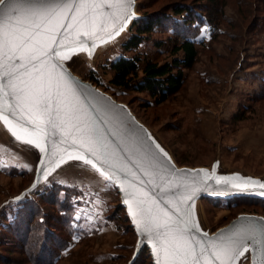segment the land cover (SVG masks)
I'll return each mask as SVG.
<instances>
[{"label": "rangeland", "instance_id": "obj_1", "mask_svg": "<svg viewBox=\"0 0 264 264\" xmlns=\"http://www.w3.org/2000/svg\"><path fill=\"white\" fill-rule=\"evenodd\" d=\"M177 3L204 11L214 4L220 11L222 5L219 0H134L123 26L102 39L84 41L83 50L69 52L65 47L70 59L61 62L124 105L177 168L198 171L203 182L224 190H255L238 197L264 198L259 186L264 183V0H227L217 32L205 21L192 30L196 62L184 71L181 90L167 102L158 105L146 93L110 84V66L120 57L144 59L158 53L159 62L170 61L169 37L175 38L172 8ZM163 13L170 17L166 25L155 27L137 48L124 50L138 20ZM46 154L17 141L0 120V264H37L41 242L43 249L51 250L67 235L62 211L48 197L52 192L63 200L66 188L79 192L63 210L73 235L53 264H153L148 249L138 248L139 238L113 182L91 164L69 159L84 155L93 161L85 150L71 146L50 163ZM249 180L252 183L246 184ZM232 198H198L182 219L210 235L240 215L264 218L257 205L235 207ZM236 264H251L250 249Z\"/></svg>", "mask_w": 264, "mask_h": 264}, {"label": "snow or ice", "instance_id": "obj_2", "mask_svg": "<svg viewBox=\"0 0 264 264\" xmlns=\"http://www.w3.org/2000/svg\"><path fill=\"white\" fill-rule=\"evenodd\" d=\"M72 8H75L71 19L76 22V39L67 46L69 52H75L77 48L83 50L81 36L94 41L98 33L107 31L105 16L112 20L113 27L130 17L129 0H102L100 3L82 0L79 4H70L67 0H0V120L17 141L34 145L42 153L47 152L49 136L58 132L64 142L71 141V145L84 148L100 164L111 167L115 153L110 151L102 129L84 111L74 87L76 82L65 73L63 64L56 63L57 59H70L64 51L63 39L57 43V35L59 28L65 27V9ZM73 28L74 24L69 23L65 31ZM53 44H56L55 48ZM137 150L143 152L140 158L129 153L125 155L141 168L143 175L149 177L145 183L153 184L155 173L150 169L155 165L151 153L147 148ZM69 159L83 160L105 179H112L111 174L84 155H69ZM146 163L149 167L144 166ZM119 170L124 172L127 182H135L134 187L140 183L126 166ZM259 186L264 188V183ZM138 191L144 199L133 191L125 202L140 234L152 243L157 264H160V253H163L165 264H202V261L209 264L206 257L209 252L219 264H236L249 252L246 242L256 239L251 230L242 228L227 238L222 235L216 240L197 241L188 221L176 218L179 216L178 205L171 212L164 211L143 189ZM160 191L172 189L160 186ZM145 203H149L148 208L143 207ZM152 206H156L155 213Z\"/></svg>", "mask_w": 264, "mask_h": 264}, {"label": "water", "instance_id": "obj_3", "mask_svg": "<svg viewBox=\"0 0 264 264\" xmlns=\"http://www.w3.org/2000/svg\"><path fill=\"white\" fill-rule=\"evenodd\" d=\"M70 4H79L82 0H67ZM89 2L100 3L102 0H89ZM130 8L129 12L131 14L132 7L134 5V0H129ZM105 12L109 11L104 9ZM112 11H116L113 9ZM75 13V8L65 9V15L67 19L63 20L65 27L59 28V34L57 35V43L63 39L65 47L71 44V41L76 39L75 25L76 22L72 21V16ZM104 26L107 31L98 33L94 40L102 39L115 31H117L121 26L125 24L124 20L119 21L113 27L112 20L107 16L104 18ZM128 19V18H127ZM73 23L74 28L65 31L67 24ZM81 40L85 42H92V39H85L80 37ZM56 44H53V48ZM16 63H20L16 61ZM56 63L63 64L57 59ZM64 65V64H63ZM59 71V70H57ZM65 73L71 75L72 80L76 82L75 88L77 95L80 97V101L84 111L90 116L94 122H96L97 127L102 129V132L108 141L109 148L111 152L115 153V160H112V166L107 164H100L96 157L89 155V157L98 164L106 173L112 175L111 181L113 182L117 192L120 196L121 204L125 207L127 216L139 238L138 248L141 249L146 247L152 259L153 264H157V256L154 254L152 243L145 237L142 236L138 230L137 224L133 221L132 215L129 214V205L125 201L129 199L128 194L137 191L138 197L144 199L145 197L139 194V189H143L147 195L156 200L159 209L171 212L175 209L177 205L179 206V216L177 219L183 218L187 212V208L191 202L201 197H215V198H225L230 196L248 195L255 190L251 189H232L224 190L215 187L211 182H203L200 178L198 171H189L187 169L177 168L168 158L162 155L153 145L150 140L145 128L134 118L130 111L124 106L114 100H112L108 95L99 91L91 83L81 80L79 77L73 75L69 69L64 65ZM56 131V130H53ZM71 146V141L64 142L63 137L57 132L55 136H49V142L46 145L47 154L45 161L50 163L53 161L60 153L65 151ZM138 148H147L152 156V164L155 165L150 171L155 173L154 183L146 184L145 181L149 177L142 174V170L137 164L129 159L126 153H129L134 158H140L143 156L142 151H138ZM84 149V148H83ZM85 150V149H84ZM111 159V158H109ZM122 166H126L127 170L135 173L136 179L140 182L133 186V183H129L124 179V172L119 169ZM145 167H149L146 163ZM163 178V179H161ZM131 179V177H129ZM160 186L165 189L171 188L172 191L161 192ZM123 188V190H122ZM190 197V199H189ZM167 200L169 203H165ZM135 207V205H133ZM143 207L148 208L149 203H145ZM153 212H156V206H152ZM175 215V214H174ZM246 228L251 230L255 235L256 239L248 241L250 249V260L251 264H264V218L257 215H240L231 220L226 226L220 228L216 232L207 235L200 233L196 230L192 231V235L197 237V241H211L216 240L220 236L227 238L232 234V232ZM206 257L209 264H219L214 257L210 256V252L206 253ZM160 264H165L163 253H160ZM203 264V261H202Z\"/></svg>", "mask_w": 264, "mask_h": 264}, {"label": "trees", "instance_id": "obj_4", "mask_svg": "<svg viewBox=\"0 0 264 264\" xmlns=\"http://www.w3.org/2000/svg\"><path fill=\"white\" fill-rule=\"evenodd\" d=\"M219 1H221L222 4L220 11L214 9L217 2L211 5L210 8L206 7L205 11L204 9L194 7L195 5H185L182 3L174 5L171 17L174 22L173 27H170H172L173 33H175V38L171 39V37H169L171 40V49L168 51L170 61H165L163 63L159 62L158 53L155 54L153 58L144 56V59H141L139 56H134L133 58L120 57L110 66L113 72L110 84L118 88L133 90L137 93H146L153 99L154 103L158 105L167 102L172 95L181 90L184 84V71L191 70L196 62L198 50L197 40L194 39L195 36L193 31L197 30V25L205 21L206 24L209 25L210 30L218 31V24L216 22L218 18L223 16V9L229 3V0L228 3L227 0ZM183 15H185L184 19H182ZM168 19H170V17L167 13H163L155 16H147L144 19L138 20V23H135V34L131 35L123 45L124 50L137 48L142 41H146L147 35H150L155 27L166 25ZM195 21H199V23H194ZM159 46L160 43L157 44V47ZM93 80L94 79H92V81ZM93 82L97 83V81ZM263 95L264 91L261 93L260 97H263ZM71 192L69 188H66L65 198L63 200L59 198L58 194H53L52 192L48 194L50 201L53 200L60 211H62L60 217L64 222L66 221L67 225V227L62 229L67 235L64 236L62 240L59 239L56 242L57 246L51 250L49 247L47 250L43 249L44 243L39 241V239L38 241L41 242L42 247L37 251L39 258L37 264H53L59 252L66 246L67 240L73 235V229L68 226L69 224L67 223L70 217H68L66 213H63L64 208L70 204L69 199H71V195L74 193L77 195L79 194V192L76 191ZM232 199H235L233 202L235 207H245L248 206L246 204L247 202H251L252 204L250 206H258L264 211V205L261 204L264 202V198L237 196ZM21 239L22 238L19 237V242H21Z\"/></svg>", "mask_w": 264, "mask_h": 264}, {"label": "bare ground", "instance_id": "obj_5", "mask_svg": "<svg viewBox=\"0 0 264 264\" xmlns=\"http://www.w3.org/2000/svg\"><path fill=\"white\" fill-rule=\"evenodd\" d=\"M126 22H127V21H126ZM126 22H125V23H126Z\"/></svg>", "mask_w": 264, "mask_h": 264}]
</instances>
